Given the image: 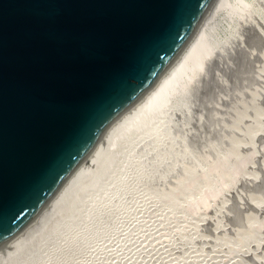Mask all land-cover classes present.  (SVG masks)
<instances>
[{
  "label": "water",
  "instance_id": "1",
  "mask_svg": "<svg viewBox=\"0 0 264 264\" xmlns=\"http://www.w3.org/2000/svg\"><path fill=\"white\" fill-rule=\"evenodd\" d=\"M212 0H0V252L181 54Z\"/></svg>",
  "mask_w": 264,
  "mask_h": 264
},
{
  "label": "bare ground",
  "instance_id": "2",
  "mask_svg": "<svg viewBox=\"0 0 264 264\" xmlns=\"http://www.w3.org/2000/svg\"><path fill=\"white\" fill-rule=\"evenodd\" d=\"M261 2L212 0L181 54L157 82L127 109L121 121H114L110 134L99 140L91 155L73 172L63 191L11 239V246L0 252V264H107L104 261L109 258V250L114 252L127 245L126 242L134 237L142 222L151 225L154 221H162L164 216L166 220H177L186 214L187 210L173 203L187 193V187L197 182L202 172L229 165L222 172L219 184L208 196L195 201V205L189 209L190 213L210 203L215 193L223 190V186L237 180L240 166L232 161L234 148L231 147H226V150L222 148L225 151L216 157L205 154L208 149L203 153L205 149L201 151L200 148L203 155L196 153V156L190 154L191 148L190 153L187 152L188 137L182 136L179 145L181 149L187 148L186 154L191 155L193 160L186 164V168L180 163L183 162L180 159L182 156L174 157L172 165L179 163V168L180 164L182 168L178 174L176 168V175L173 173L169 177L166 174L165 182L159 181L158 184L145 179L144 173L150 165L141 163L140 154L146 147L151 148L162 142L164 136L167 137L168 127L177 131L185 124L199 122L203 113L201 91L206 92L204 82L209 78L214 79L212 66L221 58L236 30L260 19ZM262 4L264 6V2ZM223 91L214 100L218 110L224 100H237L235 93ZM195 101L198 103L197 109L193 107ZM193 108L196 110H191ZM192 114L197 117L194 122L189 121ZM231 118L221 121L226 124ZM227 136L225 145L229 146L230 135ZM128 220H131V227L126 226ZM157 230H153L155 233L151 232L150 236L155 238L156 234L162 232ZM125 234H129L128 237ZM255 235L251 234L252 238ZM150 236H147V241L144 240L147 244ZM147 244L142 247L145 248ZM148 246L147 249L150 248ZM138 253L141 255L142 249ZM175 257L168 258L165 264L176 262ZM220 261L218 259L214 264H220ZM133 262L128 263L135 264ZM148 264H155V261Z\"/></svg>",
  "mask_w": 264,
  "mask_h": 264
},
{
  "label": "rangeland",
  "instance_id": "3",
  "mask_svg": "<svg viewBox=\"0 0 264 264\" xmlns=\"http://www.w3.org/2000/svg\"><path fill=\"white\" fill-rule=\"evenodd\" d=\"M261 1L260 19L251 25L239 26L241 28L236 30V36L233 35L221 58L212 66L214 79L209 78L204 82V92L207 94L201 91L203 113L199 125L194 122L197 117L192 114L195 119L191 116L189 121L194 122L193 124H185L177 131L168 127L167 137L164 136L162 142L151 148L146 147L140 154L141 163L150 165L144 173L145 179L158 184L159 181L165 182L166 174L170 177V174L176 172V168L178 174L182 168L181 164L192 162V156L186 154L190 153L189 148L192 155H203L202 152L205 153L208 149L205 154L216 157L225 151L226 147H231L234 148L232 161L239 164L240 176L234 183L223 186L220 193H215L216 196H213L210 203L205 206L203 204L190 213V207L194 206L198 199L208 196L219 184L222 172L229 165L202 172L199 180L187 187V193L178 202L173 203L174 206L187 210L186 214H182L177 220H166L164 216L163 222L160 219L151 225H145L146 221H141L134 237L129 242L125 241L127 245L124 244L119 250L114 248L117 254L112 249L109 250L111 252L105 263L123 264V261L129 264L128 262L137 261L133 263L148 264L155 261V264H165L168 258L173 259L177 255V264H214L218 259L221 260L220 264H264V1ZM223 90L230 94L235 93L237 100H224L218 110L214 100ZM196 102L193 107L197 109ZM230 118L226 124L221 121ZM185 135L189 141L186 144L188 151L186 147L183 150L179 145L180 138ZM227 135H230L229 146L225 145L228 141ZM200 148L201 151L205 150L201 152ZM178 155L182 156L180 159L183 162L186 161L180 162V168L179 163L172 165L174 157ZM164 221H167L166 224ZM129 225L132 226L131 220L126 222V226ZM153 230L162 232L153 238L150 236ZM251 234L255 236L252 238ZM126 235L128 237L129 234ZM147 236H150L148 244L145 242ZM145 244L150 248L142 247ZM141 249L143 253L140 255L138 252ZM110 259L116 260L108 261Z\"/></svg>",
  "mask_w": 264,
  "mask_h": 264
}]
</instances>
